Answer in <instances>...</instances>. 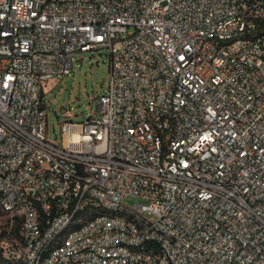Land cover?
Masks as SVG:
<instances>
[{
  "label": "built area",
  "instance_id": "1",
  "mask_svg": "<svg viewBox=\"0 0 264 264\" xmlns=\"http://www.w3.org/2000/svg\"><path fill=\"white\" fill-rule=\"evenodd\" d=\"M101 49L98 112L50 140V81ZM0 194L12 264H160L161 245L174 264H264V0H0ZM99 205L136 218L52 243Z\"/></svg>",
  "mask_w": 264,
  "mask_h": 264
},
{
  "label": "rangeland",
  "instance_id": "2",
  "mask_svg": "<svg viewBox=\"0 0 264 264\" xmlns=\"http://www.w3.org/2000/svg\"><path fill=\"white\" fill-rule=\"evenodd\" d=\"M110 61L108 49L76 53L73 71L63 78L50 81V89L45 95L48 103L47 133L50 140L62 142L63 121H84L91 112H98L99 96L106 91L110 79ZM123 203L135 206L143 203V200L136 196H126ZM17 225L18 223L12 225L9 216L1 212L0 249L6 239L12 241L19 236V229L15 230ZM0 264L12 263L0 259Z\"/></svg>",
  "mask_w": 264,
  "mask_h": 264
},
{
  "label": "bare ground",
  "instance_id": "3",
  "mask_svg": "<svg viewBox=\"0 0 264 264\" xmlns=\"http://www.w3.org/2000/svg\"><path fill=\"white\" fill-rule=\"evenodd\" d=\"M86 44H93V37H86ZM6 213L4 198L0 194V213ZM66 207H58L57 215H65ZM123 217L136 218V209L131 208H111L107 205L94 206L91 209L76 207L73 209L71 219H65L64 223H58L56 235H52V243H66V239H72L78 232H84L87 229V222L104 221L114 222ZM85 219V220H80ZM122 247H128V250L135 253L151 251V242H131L122 240ZM56 253V245H48L43 249V256L53 257ZM160 264H174L171 261V252L168 245H161L159 248ZM11 263V262H10Z\"/></svg>",
  "mask_w": 264,
  "mask_h": 264
},
{
  "label": "trees",
  "instance_id": "4",
  "mask_svg": "<svg viewBox=\"0 0 264 264\" xmlns=\"http://www.w3.org/2000/svg\"><path fill=\"white\" fill-rule=\"evenodd\" d=\"M18 229H19V228H18V225H17V227H15V230L18 231ZM0 259H1V260H5V261H7V260L3 257V255H2V249H0Z\"/></svg>",
  "mask_w": 264,
  "mask_h": 264
}]
</instances>
